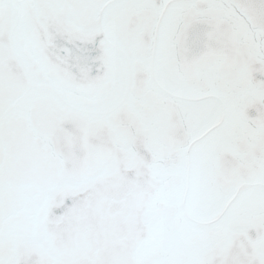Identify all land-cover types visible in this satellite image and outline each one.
Masks as SVG:
<instances>
[{
  "label": "snow or ice",
  "instance_id": "1",
  "mask_svg": "<svg viewBox=\"0 0 264 264\" xmlns=\"http://www.w3.org/2000/svg\"><path fill=\"white\" fill-rule=\"evenodd\" d=\"M0 264H264V0H0Z\"/></svg>",
  "mask_w": 264,
  "mask_h": 264
}]
</instances>
